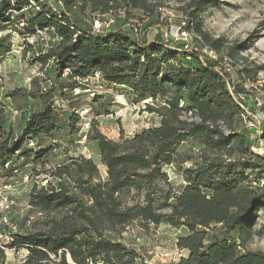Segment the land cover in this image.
Wrapping results in <instances>:
<instances>
[{
	"label": "trees",
	"instance_id": "16d2710c",
	"mask_svg": "<svg viewBox=\"0 0 264 264\" xmlns=\"http://www.w3.org/2000/svg\"><path fill=\"white\" fill-rule=\"evenodd\" d=\"M51 1L0 0V31L22 23L20 34L50 35L47 51L41 50L33 63L50 64L54 70L47 88L8 95L36 104L27 107L17 135L7 126L0 101V171L10 172V162L18 157L43 164L50 149H26L39 136L68 143L78 117L69 114L68 131H63L58 122L65 113L55 101H64L76 89L86 90L83 81L97 74L109 87L125 89L132 104L152 101L145 110L159 118V125L117 141L97 131L88 133L85 139L95 144L105 171L103 181L94 180L98 167L85 157L69 158L51 169L55 184L33 187L29 203L65 216L52 220L49 228L11 234L6 247L25 251L19 264H70L67 258L73 264H134L136 252L107 235H119L136 220L185 231L176 245L188 256L179 264H264V252L249 248L260 234L255 227L259 211L264 212V154L252 147L264 142V135L251 136L243 121V90L231 87L229 76L216 69L217 61L197 48L184 49V43L169 47L160 36L146 43L119 29L109 30L115 18L109 31L91 33L92 25L83 27L78 19L84 11L107 19L120 10L151 12L148 0ZM213 4L191 0L184 30L191 31L192 24L202 46L218 53L219 41H212L198 21L199 13ZM9 52L10 44L0 37V59ZM240 75L254 81L246 70ZM190 143L200 148L197 158L181 150ZM166 167L180 173L181 187L171 184ZM131 192L133 203L127 206L120 196ZM5 262L0 246V264Z\"/></svg>",
	"mask_w": 264,
	"mask_h": 264
},
{
	"label": "rangeland",
	"instance_id": "374dc122",
	"mask_svg": "<svg viewBox=\"0 0 264 264\" xmlns=\"http://www.w3.org/2000/svg\"><path fill=\"white\" fill-rule=\"evenodd\" d=\"M152 6L151 12L143 10H120L109 18H115L111 29H119L130 36L136 35L140 40L144 37L149 42H155L159 36L169 47L175 43H184L189 48H197L208 58L217 61L216 69L226 73L230 86L242 89L240 99L245 102L252 120L245 122L251 136H256V130L263 128L264 121V0H211L214 2L208 9L199 13L198 21L203 30L212 41H219L222 46L218 53L206 46H202L201 40L193 31L181 29L186 26L191 0H148ZM52 1L49 0V3ZM33 4V0H31ZM48 3V4H49ZM148 3V4H149ZM98 14L84 11L79 16L80 25L90 27ZM107 19V16H99ZM182 23L185 26L182 27ZM22 28L19 23L17 29L7 26L0 31V37H4L10 44V52L0 59V101L5 105L6 124L10 126L14 134H18L26 117L27 107L36 105L29 98L8 97L12 92L33 93L41 88H47L53 83L54 70L52 65L41 66L33 63V59L41 50L47 51L52 38L47 33L42 38L30 44L26 36L20 34ZM108 30V31H109ZM37 35V34H36ZM181 37L184 40H178ZM239 46L232 53L233 47ZM246 70L253 76L254 81L241 77L240 72ZM83 84L86 90H74L66 94L64 101L56 100L55 106L65 113L58 122L63 131H68L67 116L73 114L78 117L75 123L76 134L66 137L67 142L54 140L51 142L45 137H37L28 141L27 150L38 152L50 149L52 152L44 163H36L32 158L18 157L10 162V172L0 171V246L5 250V264H19L25 256L21 249H8L6 245L13 233L25 234L40 231L50 227L52 220H60L65 212L47 214L30 205V194L33 187H45L47 183L55 184L56 179L49 172L54 167L65 165L69 158L85 157L92 159L98 167L99 173L95 176L96 182L105 179V171L100 164V158L96 154L95 144L86 141V135L91 131H97L106 139L117 141L120 136L129 138L144 130V128L157 127L159 118L148 113L145 109L147 100L138 104H132L125 89L109 87L99 75L85 79ZM98 96H102L100 102H96ZM95 101V102H94ZM254 118H260L261 126H252ZM59 145V146H56ZM264 145V143H263ZM199 146L190 143L183 146L192 158H197ZM254 151L256 149L254 148ZM264 151V150H263ZM262 151V152H263ZM261 150L257 153H262ZM169 181L177 189L183 185L179 172L170 167L165 168ZM264 182V179L261 180ZM133 192L120 196L125 205L133 203ZM140 202L141 198L138 199ZM256 235L250 242L251 250L259 249L264 252V212L259 211L256 221ZM119 235H107L114 241L122 243L129 250H134L137 258L134 264H179L181 259H186L188 254L184 249L177 247L178 237L185 231L172 228L164 223L154 225L143 223L140 220L126 225ZM67 263L70 259L67 258ZM96 264H103L96 262Z\"/></svg>",
	"mask_w": 264,
	"mask_h": 264
},
{
	"label": "built area",
	"instance_id": "2783aa9c",
	"mask_svg": "<svg viewBox=\"0 0 264 264\" xmlns=\"http://www.w3.org/2000/svg\"><path fill=\"white\" fill-rule=\"evenodd\" d=\"M112 23H113V18H109V19H106V20H101L100 18H97V19H95V21L92 24L91 33L104 32V31H106V30H108L110 28V26H111ZM185 24L182 23V27L185 26ZM21 26H22V23H21ZM180 29L182 30L181 31V34L184 36L185 33H186L185 30H184V27L183 28H180ZM43 33L44 32H39L38 31L37 32V35H34V36H26V41L27 42H30V44H33V42L37 41L38 39L43 40V38L41 37ZM180 39L185 41V39L179 37L178 40H180ZM184 49H188V46L185 45ZM97 75H95V76H97ZM230 89H231V87H230ZM240 96H239V98H240ZM243 109H244V112H245L244 117H243V121H245L246 123H248L246 120H248L249 122L252 120V118H250V116L252 115V113H249L248 112L246 106ZM259 119L260 118H254L255 121L251 125L252 126H255V124H256V125L261 126V121ZM262 123L264 125V121ZM255 133L257 134L256 136H263L264 135V126H263V128L260 127V130H256ZM263 143H264L263 141L262 142H259V144H258L257 147H252V151H254V148H255L256 149V151H254L255 153L259 152L260 150L262 152L264 150ZM260 186L261 187H264V182H261L260 183Z\"/></svg>",
	"mask_w": 264,
	"mask_h": 264
},
{
	"label": "crops",
	"instance_id": "0c3cea01",
	"mask_svg": "<svg viewBox=\"0 0 264 264\" xmlns=\"http://www.w3.org/2000/svg\"><path fill=\"white\" fill-rule=\"evenodd\" d=\"M143 40L146 42V43H150L146 37L143 38Z\"/></svg>",
	"mask_w": 264,
	"mask_h": 264
}]
</instances>
